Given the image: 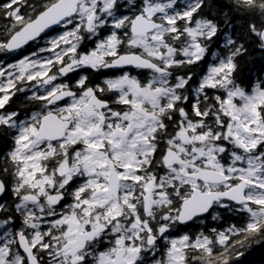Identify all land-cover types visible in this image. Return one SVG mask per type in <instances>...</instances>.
<instances>
[{
	"label": "snow or ice",
	"instance_id": "obj_1",
	"mask_svg": "<svg viewBox=\"0 0 264 264\" xmlns=\"http://www.w3.org/2000/svg\"><path fill=\"white\" fill-rule=\"evenodd\" d=\"M260 251L264 0H0V264Z\"/></svg>",
	"mask_w": 264,
	"mask_h": 264
},
{
	"label": "trees",
	"instance_id": "obj_2",
	"mask_svg": "<svg viewBox=\"0 0 264 264\" xmlns=\"http://www.w3.org/2000/svg\"><path fill=\"white\" fill-rule=\"evenodd\" d=\"M249 71V69L247 68V67H245L244 69H243V73H247ZM242 73V74H243ZM254 255H258V258H257V260H262V258L264 257V251H260V252H256V253H254L253 255H251V256H248L246 259H247V261H250L251 263H253L252 261H253V259H254Z\"/></svg>",
	"mask_w": 264,
	"mask_h": 264
},
{
	"label": "flooded vegetation",
	"instance_id": "obj_3",
	"mask_svg": "<svg viewBox=\"0 0 264 264\" xmlns=\"http://www.w3.org/2000/svg\"><path fill=\"white\" fill-rule=\"evenodd\" d=\"M254 257V259H253V263H251V264H261V260H257V258H258V255H254L253 256ZM264 258V257H263Z\"/></svg>",
	"mask_w": 264,
	"mask_h": 264
}]
</instances>
